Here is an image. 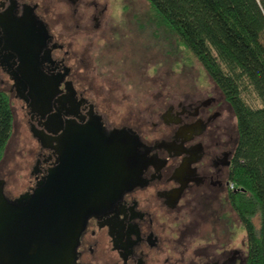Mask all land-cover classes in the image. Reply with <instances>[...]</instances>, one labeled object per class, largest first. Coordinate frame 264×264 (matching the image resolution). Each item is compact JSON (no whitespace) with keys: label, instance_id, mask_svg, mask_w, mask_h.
Wrapping results in <instances>:
<instances>
[{"label":"flooded vegetation","instance_id":"obj_1","mask_svg":"<svg viewBox=\"0 0 264 264\" xmlns=\"http://www.w3.org/2000/svg\"><path fill=\"white\" fill-rule=\"evenodd\" d=\"M118 2L0 0V92L11 102L12 137L17 123L24 139L8 159L6 148L0 187L14 201L55 169L60 180L89 186L94 148L85 138L96 135L119 166L106 184L130 187L107 188L105 203L87 216L76 264H245L233 110L211 79L210 87L192 82L187 63L180 82L160 88L154 68L147 72L123 53L133 22L154 25ZM99 41L126 57L113 56L112 88L96 84L91 52ZM131 59L142 66L126 67ZM143 91L150 97L142 99ZM21 171L27 189L13 197L6 188Z\"/></svg>","mask_w":264,"mask_h":264},{"label":"trees","instance_id":"obj_2","mask_svg":"<svg viewBox=\"0 0 264 264\" xmlns=\"http://www.w3.org/2000/svg\"><path fill=\"white\" fill-rule=\"evenodd\" d=\"M146 2L233 110V182L238 188L234 208L247 234L245 264H264V0ZM13 131L11 102L0 92V162Z\"/></svg>","mask_w":264,"mask_h":264},{"label":"water","instance_id":"obj_3","mask_svg":"<svg viewBox=\"0 0 264 264\" xmlns=\"http://www.w3.org/2000/svg\"><path fill=\"white\" fill-rule=\"evenodd\" d=\"M34 135L41 140L40 134ZM85 139L94 148L89 169L95 178L89 186L60 180L55 169L45 184L14 201L0 187V264H76L75 251L87 216L100 210L107 188L129 189L128 184H106L108 172L119 169L116 152L106 139L96 135ZM98 172L104 174L101 179Z\"/></svg>","mask_w":264,"mask_h":264},{"label":"rangeland","instance_id":"obj_4","mask_svg":"<svg viewBox=\"0 0 264 264\" xmlns=\"http://www.w3.org/2000/svg\"><path fill=\"white\" fill-rule=\"evenodd\" d=\"M114 2V0H112ZM114 6V3L112 4ZM118 6H130L133 8V12H136L137 15L142 16L143 22L147 23L148 20L154 25L153 29L150 25H148L145 29H143V23L135 21L132 23L131 27H126L127 30L131 31L130 36L125 43V48L123 53H126L125 49L129 52L130 58H139L142 63H144L145 71L149 72L150 68H154L155 72L153 74L154 77L158 78L159 87L165 83L177 84L181 81L182 75V67L184 63H187L188 67L187 71H190L189 77L192 82L198 83L200 85H208L209 87L212 85L209 76L205 73L203 67L191 57V55L185 54L181 48L177 46L175 40L171 35H169V30L161 25L157 19V16L151 11L149 4L146 0H119ZM147 15V16H146ZM146 16V18H145ZM131 16H128L126 19H130ZM148 19V20H147ZM141 26V27H140ZM85 43V42H83ZM82 43V44H83ZM104 42H96L94 46V50L91 52V56L93 58V68L95 69V77L96 84L100 89L104 86L107 88H112L111 84L106 81L108 79L107 70H112L111 68H115L116 59L113 60V56L119 54L118 57L123 63V59L121 58L123 54L121 49L117 51L112 50H102ZM85 45V44H84ZM113 51V52H112ZM100 54H103V59ZM123 57L126 59L125 55ZM108 60H107V59ZM153 58V59H152ZM192 58V59H191ZM119 61V59H117ZM135 65L142 66V64L137 59H131L129 63H126V67H134ZM123 66V64H122ZM97 70V71H96ZM93 71V70H92ZM144 71V70H143ZM112 81V80H111ZM125 84V81H122ZM129 82L128 80L126 83ZM125 87V86H124ZM128 89L127 87H125ZM120 91V90H119ZM147 92L143 91L141 94V98H146L144 94ZM122 94V92H120ZM148 97H150V93H147ZM125 107L121 110L124 111ZM233 116V127L236 128V118ZM18 125L16 123L15 126V136L12 137L7 150V157H11L15 148L19 146H24V139L18 138ZM3 162V161H2ZM1 165V163H0ZM27 175L26 171H21L18 173V177L21 178L19 183H10V186H7L6 191H8L13 197L19 196L27 189V183L25 181V177ZM29 175V172H28ZM255 224L259 226V221L256 219ZM238 244L239 247L242 246V242L245 243V246L242 247L244 251L246 248V233L244 229L240 226L238 233Z\"/></svg>","mask_w":264,"mask_h":264}]
</instances>
